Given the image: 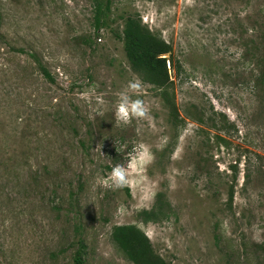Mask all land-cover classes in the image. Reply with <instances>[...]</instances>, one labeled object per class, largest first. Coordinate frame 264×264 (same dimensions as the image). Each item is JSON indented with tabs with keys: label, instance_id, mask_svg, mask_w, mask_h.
Instances as JSON below:
<instances>
[{
	"label": "rangeland",
	"instance_id": "374dc122",
	"mask_svg": "<svg viewBox=\"0 0 264 264\" xmlns=\"http://www.w3.org/2000/svg\"><path fill=\"white\" fill-rule=\"evenodd\" d=\"M95 1L0 0V264H132L122 225L169 264H264V0H110L99 31ZM129 16L172 49L174 108L128 64ZM133 81L148 116L122 123ZM138 144L128 186L96 183Z\"/></svg>",
	"mask_w": 264,
	"mask_h": 264
},
{
	"label": "trees",
	"instance_id": "16d2710c",
	"mask_svg": "<svg viewBox=\"0 0 264 264\" xmlns=\"http://www.w3.org/2000/svg\"><path fill=\"white\" fill-rule=\"evenodd\" d=\"M110 0H96L94 2V24L97 31L107 24L110 14ZM124 52L130 68L139 75L145 83L157 87L162 100L174 108L169 100L170 77L169 70L175 69L172 49L160 36L153 34L141 22L138 16L124 19L122 30ZM168 64V65H167ZM41 75L47 81H52L50 74L37 63ZM232 199V196L230 197ZM157 203L160 196H157ZM155 211H144L141 218L149 221L155 216ZM110 239L116 250L132 264H169L158 255L146 235L134 225L114 226ZM81 252L75 257L76 264H80Z\"/></svg>",
	"mask_w": 264,
	"mask_h": 264
},
{
	"label": "clouds",
	"instance_id": "9594fccd",
	"mask_svg": "<svg viewBox=\"0 0 264 264\" xmlns=\"http://www.w3.org/2000/svg\"><path fill=\"white\" fill-rule=\"evenodd\" d=\"M139 83L130 82L125 91L120 93L117 102L115 117L122 123H128L131 119H144L148 116V109L139 97L133 98L130 93L138 91ZM184 130H181L183 135ZM130 158L126 163L112 165L111 171L105 176L98 174L96 183L98 185L119 190L130 183V173L133 164L139 167L151 158L150 150L143 144H138L133 148Z\"/></svg>",
	"mask_w": 264,
	"mask_h": 264
},
{
	"label": "built area",
	"instance_id": "2783aa9c",
	"mask_svg": "<svg viewBox=\"0 0 264 264\" xmlns=\"http://www.w3.org/2000/svg\"><path fill=\"white\" fill-rule=\"evenodd\" d=\"M96 41H97L98 43H101V42H102V39H101V38H98Z\"/></svg>",
	"mask_w": 264,
	"mask_h": 264
}]
</instances>
